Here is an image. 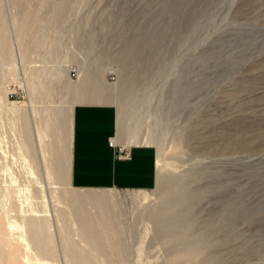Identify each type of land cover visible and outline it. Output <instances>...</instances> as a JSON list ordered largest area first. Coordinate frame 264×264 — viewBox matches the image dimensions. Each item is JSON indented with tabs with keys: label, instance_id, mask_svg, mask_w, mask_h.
<instances>
[{
	"label": "rangeland",
	"instance_id": "374dc122",
	"mask_svg": "<svg viewBox=\"0 0 264 264\" xmlns=\"http://www.w3.org/2000/svg\"><path fill=\"white\" fill-rule=\"evenodd\" d=\"M1 30L0 264H264V0H0ZM84 94L158 152L156 189L106 193L120 252L70 184Z\"/></svg>",
	"mask_w": 264,
	"mask_h": 264
},
{
	"label": "crops",
	"instance_id": "0c3cea01",
	"mask_svg": "<svg viewBox=\"0 0 264 264\" xmlns=\"http://www.w3.org/2000/svg\"><path fill=\"white\" fill-rule=\"evenodd\" d=\"M84 100L72 112V135L70 139L69 178L72 189L76 191L151 192L158 186V152L155 147L144 144L131 145L120 127V110L113 104L98 101V96H81ZM111 139L130 148L131 159L120 160L110 147ZM103 204L89 205L109 211L114 224L115 243L106 247L122 251L123 240L117 230V223L111 211L113 197ZM132 200V196L129 197ZM133 201V200H132ZM135 202V201H133ZM150 216L146 215L149 220ZM154 219V217H153ZM156 221V219H154ZM105 238V237H103ZM110 242V240H100ZM87 241V239H86ZM88 242V241H87Z\"/></svg>",
	"mask_w": 264,
	"mask_h": 264
},
{
	"label": "water",
	"instance_id": "95a60500",
	"mask_svg": "<svg viewBox=\"0 0 264 264\" xmlns=\"http://www.w3.org/2000/svg\"><path fill=\"white\" fill-rule=\"evenodd\" d=\"M201 172H203V170L201 171ZM205 172V171H204ZM203 172V173H204ZM199 174H197L196 172L195 173H193V175L195 176V177H197V180L196 181H199L204 175H206V173L204 174V175H201L200 174V172H198ZM192 175V174H191ZM200 175L202 176L201 178H199L200 177ZM193 176V177H194ZM194 177V178H195ZM193 180V178L191 177H189L188 178V180L184 183V184H181L180 182H178V181H175L174 183H173V186H175V188H176V192H177V194H179V193H182V192H184L185 193V204H186V207L185 208H187V207H194V201H193V199H192V197H191V195L188 193L190 190H188V188L190 187V185L192 184V182H194V181H192ZM174 188V187H173ZM185 188V189H184ZM184 189V190H183ZM193 189V188H192ZM194 191H196L195 189H193ZM208 190V189H207ZM172 191V190H171ZM205 191V189L204 190H202V191H197L199 194H202V192H204ZM173 192V191H172ZM190 196H189V195ZM178 198H180V197H178ZM183 203V201H181V202H179V204L181 205ZM190 205V206H189ZM228 206V204H225V208ZM182 207V206H181ZM223 211H224V209H223ZM223 214H224V212H223ZM224 216V215H223Z\"/></svg>",
	"mask_w": 264,
	"mask_h": 264
},
{
	"label": "built area",
	"instance_id": "2783aa9c",
	"mask_svg": "<svg viewBox=\"0 0 264 264\" xmlns=\"http://www.w3.org/2000/svg\"><path fill=\"white\" fill-rule=\"evenodd\" d=\"M79 75V69L76 66H73L70 69V76L72 78H77ZM114 79V78H112ZM110 147L114 149L116 157L120 160H130L131 152L130 148L127 145L118 144L115 139H111L109 143Z\"/></svg>",
	"mask_w": 264,
	"mask_h": 264
},
{
	"label": "bare ground",
	"instance_id": "6f19581e",
	"mask_svg": "<svg viewBox=\"0 0 264 264\" xmlns=\"http://www.w3.org/2000/svg\"><path fill=\"white\" fill-rule=\"evenodd\" d=\"M63 5V4H62ZM64 6V5H63ZM62 8V7H61ZM66 8V7H65ZM64 11H66V9L64 10ZM56 12H58V11H56ZM60 13V12H59ZM58 16V15H57ZM62 18V17H61ZM61 18L60 17H58V18H56V22H59L60 20H61ZM4 34H5V31L4 30H1L0 31V37H4ZM0 43H2V41L0 42ZM2 45V48L4 47V43L3 44H1ZM70 72V71H69ZM120 127L122 128V127H124L123 126V122H121L120 123ZM71 135H72V119L70 120V127H69V138L71 139ZM159 176H160V178H162V171H160L159 172ZM161 180V179H160ZM174 206V205H173ZM13 227V229H15L16 228V225H13L12 226Z\"/></svg>",
	"mask_w": 264,
	"mask_h": 264
}]
</instances>
